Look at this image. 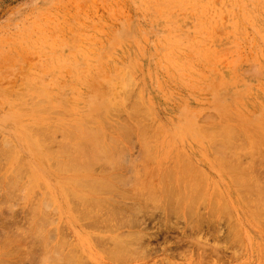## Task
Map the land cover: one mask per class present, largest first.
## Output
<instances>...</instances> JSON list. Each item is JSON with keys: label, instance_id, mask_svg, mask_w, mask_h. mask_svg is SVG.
<instances>
[{"label": "rangeland", "instance_id": "rangeland-1", "mask_svg": "<svg viewBox=\"0 0 264 264\" xmlns=\"http://www.w3.org/2000/svg\"><path fill=\"white\" fill-rule=\"evenodd\" d=\"M209 121H213V126ZM214 121L219 125L217 126ZM107 122L111 124L110 127L107 126L109 132L105 130ZM137 122L142 125L138 126ZM121 125L125 126L124 131ZM226 125L236 126L234 130L236 129L238 135L240 133L239 137L235 133L236 141L233 140L235 138L232 134L233 128L232 132L229 131V127L227 131L223 130ZM73 126L75 128L77 126V131L72 128ZM118 126L122 131L117 130ZM78 127L81 128L79 130L83 134V139L89 134V129L93 130V133L95 128H99L102 138L100 136L98 139H102V147L106 151L108 146L106 151L108 156L112 155L115 164L116 161L121 163L123 161L121 166L118 162V168H114L117 165L112 166L115 170H112V164L108 166L111 167L110 171L103 169V166L104 168L106 166L104 158L109 157H102L104 161L98 155L92 158L97 152L91 148L95 154L89 155L91 150H87L86 156L95 159L96 162L92 163L98 165L96 164L95 168L93 166V170L88 169L86 171L88 173L82 172V169L77 173L78 170L74 165L81 163L77 159L78 163L74 165L69 161L77 155L70 152L74 148L78 149L79 141L74 139L80 136ZM140 127L142 130L145 128L147 137L145 135L141 137ZM256 129L258 131H255ZM67 130L71 134L69 131L67 133ZM204 130L211 133H206L208 138ZM36 132L45 136L41 134L42 136L38 137L35 135ZM217 132L220 135L224 134L228 141H234L235 144L237 142L239 145L235 146L238 148L240 146L241 149L239 154L243 151L246 153L253 151V158L248 153L241 157L237 152L238 155L235 154L234 158H238L241 162H236L234 158L232 161L243 166L249 165L246 166L247 171L248 168L250 170L253 168L252 171L257 173L259 180H262L261 187H264V0H0V264H59L60 262L62 264L61 260L56 259L59 252L55 255L53 251L57 240L65 252H62L60 246L55 249L61 250L63 257L67 249V253H71L74 249L78 250L74 264H82L81 261L85 258L88 264H264V206L262 210L260 207L263 204H259L260 207L257 208L254 203L257 202L256 195L264 192V188L262 187L263 191L258 193L260 191L257 189L261 190V187L257 188V183L260 182L257 180L256 186L253 181L252 192L255 193H252L253 196L250 194L252 186L249 188L248 182L245 185L240 181V186L248 187L250 192L248 194L256 199H249L248 194L249 197L246 196L248 198L242 196L246 195L247 188L245 187V190L236 185L240 183L237 176L244 179L257 176L250 174L251 171L246 172L245 167L238 168L239 165H234L232 168L231 160H229L231 163L228 162L229 169L228 166L227 169L225 168L222 158L218 156L219 149L224 148L221 144H224L226 149L234 143L229 142L230 145L226 146L224 135L220 136ZM45 133L48 135L52 133L50 134L52 137H49L53 138V141L49 140ZM212 134H216L212 138L218 135V139L215 140L224 141L218 147V155L217 151L215 152L217 147L214 146L215 149L211 147L215 142L214 139V141L210 140L209 135ZM95 135L97 139L100 134ZM231 135L233 138L230 139ZM88 136L89 139L93 135ZM45 140L46 142L43 143ZM7 142H11V146ZM110 142L113 145L121 142L122 145L118 143L113 147ZM217 143L215 144L219 146V141ZM104 144L108 145L105 147ZM110 144L114 149L112 152ZM235 146L232 147L238 151ZM232 147L226 149L228 152L224 156L228 159L232 157L228 156V153L232 154L234 151ZM5 148L11 152L10 154L7 152L9 157L4 160L7 155L4 152ZM64 149L70 150L69 155ZM62 152L67 156L64 154L63 156ZM2 153L5 156H1ZM226 157L223 158L228 161ZM51 160L55 161V165ZM97 160H102L104 165ZM146 160L149 161L147 165ZM226 160L224 161L227 162ZM250 161L255 163V171L254 166L250 167L252 165ZM143 162L146 163L141 164ZM175 164L179 167L177 170ZM192 164L194 167L190 168ZM53 165L55 167L58 165V169ZM68 165H73L71 167L76 168V173L74 169H69ZM235 166L238 174L234 169ZM60 168L62 172H59ZM94 169L95 173L92 172ZM154 169L158 172L156 173ZM189 169L193 170L190 172ZM165 170L170 174L173 172L174 177L178 172L183 176L184 183L180 184L183 185L182 188L179 187L178 182L181 179L178 175L174 178L173 185L169 182L172 181L169 179L171 176L169 178L165 176V179L162 177V174L163 176L168 174ZM243 170L248 174L244 175ZM183 171L187 173V177L184 176ZM193 173H197L195 175L198 179L192 175ZM133 175L134 178L137 177L135 175L145 176V180H142L144 178L140 180L143 182L147 180V183H151L149 179L153 177L155 181L152 185L157 184L159 190L157 194L158 190L154 188L157 190L156 196L159 195L155 200L161 199L156 202L159 204H162L166 190L169 191L173 187L178 190L181 188L180 192H184L183 194L187 196L186 200L184 195H181L186 203L181 196L179 197L181 200L175 202L179 205L182 203L180 206L183 213L178 208L179 205L173 204L177 208L170 206L165 200L163 204L167 203L168 208H174V212L179 210L178 213L181 212V215L175 214L176 216L173 217L174 212L171 211V217L168 216L169 209L163 204L161 207L155 206L158 207L157 209L154 207V210L151 208L146 211V206L150 204H146L143 208L145 204L141 202L142 198H135L138 196L135 192L139 194L145 189H141L138 185V189L134 190L137 187L133 185ZM200 175L203 176V180ZM18 176L23 180H18L20 179ZM184 178H188L186 179L189 182L188 191L185 189ZM235 178L238 180H234ZM136 179L139 181L138 177ZM162 179L173 187L161 184ZM195 179L199 180L198 186L201 180L203 183L207 182L199 186L201 190L204 189V193L203 191L197 193H202L200 196L205 195V197H201L204 200L198 198V202L196 197L190 199L191 193L195 191H193L195 185L191 190ZM30 180L32 182L28 184ZM89 180H96V184L99 181L108 182V186L112 185V187L108 189L107 184L103 186L99 183V187H106V190L110 191L107 193L97 186L103 192L96 193L98 189L94 186L95 183L92 182L94 189ZM84 181L90 183L83 184ZM142 181H139V184H144L143 186L151 190L150 187L153 186H150V183V185L141 184ZM76 184L79 187L89 185L95 193L91 188L87 190L88 186L84 189L83 186L79 188ZM163 184L166 186V190L163 189L165 192H162ZM199 187L195 189L198 190ZM200 189L198 191H201ZM240 189L244 190L243 193H240ZM214 192L217 194L215 196H218L214 197L218 199V211H216L218 213L215 212L217 208H213L215 205L212 200L216 201L212 199ZM146 193L147 191L142 194L145 196ZM149 193L152 195H148L150 199L152 197V200L149 199L152 202L155 196L152 192ZM261 195L264 197L263 194ZM35 197L41 198L38 201ZM80 197L88 200L86 202L90 205L86 203V206L92 207L90 209L97 215L102 209L106 211L105 208L109 205L113 212L119 213L118 210H121L126 212V215L131 213L129 209H133L130 205L136 206L133 212L136 209L145 212L143 214L142 211L137 210L135 215L129 213L130 222H134L130 224L127 222L128 217L125 216L126 222L130 225L127 223L124 225L122 220L125 217L120 211L118 216L120 218L121 215L123 216L121 220L123 224L118 225L120 228L112 224V220L116 218L109 214L112 219L109 218L108 225L113 226L108 229L109 226L101 222L107 228L104 231L100 221L102 218H104L102 221H105L106 214L112 211H103L104 215L101 212L103 216L98 215L100 218L90 213L92 219L86 220L90 209L88 208L89 211L84 213L86 211L79 205L80 208L77 207L76 211L81 209L83 213H76L74 207L78 206L79 201L74 202L77 205H72L73 201H70ZM46 198L48 202H52V207L50 203L47 205L45 200H42ZM259 198L258 201L262 199L261 202H264L263 198ZM51 199L52 201H49ZM91 199H95L97 205L101 206L100 211H96L97 205ZM98 200L106 203L104 207ZM193 201L196 204L195 209L191 207L194 214L187 216L185 211L188 212L189 209H185L192 206ZM83 202L85 205V201ZM121 202L126 203V207ZM43 203L50 208H45ZM127 204L130 206L128 210ZM136 204H139V207ZM33 205L38 207L37 211L34 210L37 214H32ZM114 205L121 207L112 209ZM42 206L44 210L49 209L46 210L49 221L52 220L54 223L56 221L55 224L50 225L48 220L42 219L47 217V214L43 213ZM29 207L32 209L30 210ZM255 209H259L260 213ZM136 213L140 215L136 217ZM192 213L189 211V214ZM81 214L86 215L81 216ZM32 216L36 219L33 220L35 217ZM39 218L47 221V224L43 221L40 223L39 228H46L45 232L40 231L41 234L37 233L39 231L35 224ZM94 220L100 223L103 229H99V225ZM118 220L120 219H117V223ZM29 226L31 227L27 233ZM117 227L119 230L116 231ZM50 230L51 236L48 237L51 238L48 239L52 242L45 246ZM35 231L38 236L45 234L43 237L45 241L42 239L44 247L39 240L41 236L37 237L38 240L34 239L35 235L32 236ZM120 232L131 237L126 239L123 234L124 237H116L121 234ZM137 232L146 236L148 244L144 243L146 239L143 236L139 237L138 234L137 238L136 234L137 242L131 241L140 247L136 250V246L129 248V245L123 241L135 240L134 233ZM17 234L25 235L20 239ZM12 235H17L20 243H12L18 241L13 238L11 242ZM105 238H109L108 242L110 240L113 244L105 243L107 242L104 241ZM102 239L109 248L114 247L115 253L120 247V251L122 248L126 253V250L128 252L132 249L134 254L131 251L132 255L127 257L126 254L127 259L123 258L125 262L122 258V261L118 258L121 262L117 260L116 262L115 253L111 252L114 249L111 248L110 251L104 244L103 247L106 249L100 246ZM138 239L143 241L142 247L143 243L141 240H139L141 244L138 243ZM66 240L68 244L73 243L68 245ZM6 241L13 244L14 251L17 249L16 246L21 247L20 250L18 249L19 252L13 251L12 257L7 255L12 252L13 249L10 248L13 246L11 243V246H8ZM64 242L67 244L66 248ZM96 242L99 243L98 249ZM69 246L70 248H67ZM123 246L124 249L127 248L125 251ZM39 248H45L48 252L52 249L50 254L46 250L44 253L49 254L50 258L56 257L57 261L54 258L48 260L50 258L47 259V255L44 257L43 250ZM106 250L112 253L113 258L110 259V255L106 256L108 252L106 255L103 254ZM75 251L72 254H75ZM137 252L141 254H136ZM118 254L116 253L115 257H123V254L119 256ZM65 258L67 263L63 262L64 264L73 263L71 259L69 260L71 263L68 262L67 255Z\"/></svg>", "mask_w": 264, "mask_h": 264}, {"label": "bare ground", "instance_id": "bare-ground-1", "mask_svg": "<svg viewBox=\"0 0 264 264\" xmlns=\"http://www.w3.org/2000/svg\"><path fill=\"white\" fill-rule=\"evenodd\" d=\"M129 81H130V80H129ZM31 107H33V106H31ZM104 122H105V121H104ZM104 122H102V123L105 124ZM212 122H213V121H212ZM212 122L209 121V123H211V125H212ZM214 122L216 123V121H214ZM107 123H108V122H107ZM137 123H138V126H141V125H142V123H140V124H139V122H137ZM109 124H110V123H108V125H106V127H105V130H106L107 132L110 131V130L107 129L108 127H110ZM216 124H217V126L219 125L218 123H216ZM216 124H215V125H216ZM220 124H221V123H220ZM110 125H111V124H110ZM114 125H115V124H114ZM215 125H214V126H215ZM107 126H108V127H107ZM121 126L123 127V125H121ZM212 126H213V125H212ZM217 126H216V127H217ZM222 126H223V125H222ZM222 126H221V127H222ZM230 126H231V125H230ZM230 126H227V125L224 126V127H223L224 129H223V130H224V131H227V128L229 127V131L232 132L231 129L233 128V130H234V128H235L236 126H235V127H234V126H233V127H232V126L230 127ZM115 127H116V126H115ZM118 127H119V126H118ZM31 128H32V127H31ZM72 128H73V129H76V131H77V126H76V128H75V126H73ZM72 128H71V130H73ZM88 128H89V127H88ZM120 128H121V127H119L117 130H119ZM140 128H141V127H140ZM205 128H206V127H205ZM217 128H218V127H217ZM79 129H81V128L78 127V130H79ZM109 129H110V128H109ZM121 129H122V128H121ZM121 129H120V130H121ZM144 129H145V128H144ZM144 129H143V130H144ZM208 129H210V128H208ZM212 129H213V128H212ZM237 129H238V130H237V132H238V131H239V128L237 127ZM44 130H45V129H44ZM53 130H54V129H52L51 131L53 132ZM64 130H65V129H64ZM89 130H90L91 133L89 132V134H86V135H87V136H88V135H89V136H90V135H91V136L93 135L92 137H90L91 139H90V138L88 139L87 136L85 137L86 139H85V138L83 139V138H82V135H83V134H81V132H80L81 130H79V132H80V136H77L78 139H77L76 137L74 138V139H76V141H79V143L76 142V143L78 144V149L76 148L77 150L74 148L75 150L73 149V151L70 152V150L67 151L66 149H64V150H65V153L67 152V154H68V152H70L71 154H72V152H73V153H77V155H75L74 158H72L71 161H69L70 164L72 163L73 165L76 164L77 160L81 163V164H78V165H77V166H79V167H77L76 165H74V166L77 168V170H78L77 173L81 172V171H79V170H81V169L83 170L82 172H86V171H88V169H89V170H93L92 167L94 166V168H95V165H96L97 163H95V164L93 165L92 162H96V161H94L95 159L92 160V158H95L96 155L101 156L100 159H101L102 157H107V156L109 155V154L106 152V151H108L107 148H109V147L107 146L108 144H107V145L104 144L105 147L107 146V147H106V151H105V150H104V147H102V145H103V144H102L103 142H101L102 139H101V140L98 139V138L101 136V130H99V128H97V129L95 128L94 132H96V133H94V132L92 133L93 130H91V129H89ZM120 130H119V131H120ZM124 130H125V126L123 127V131H124ZM141 130H142V128L139 130V132H140ZM143 130L141 131V137H142L143 135L146 136V134H145V130H144V131H143ZM223 130H222V131H223ZM235 130H236V129H235ZM235 130H234V133L232 132V134H234V136H235V133H236ZM261 130H262V128H261ZM65 131H66V130H65ZM68 131H69V130H67V133H68ZM97 131H98V133H97ZM119 131H118V132H119ZM121 131H122V130H121ZM204 131H205V130H204ZM204 131H203V132H204ZM210 131H213V130L210 129ZM210 131H209V132H210ZM216 131L219 132V130H217V129H216ZM220 131H221V129H220ZM224 131H223V132H224ZM255 131H258V129H256ZM37 132H38V130H37ZM37 132H36L35 135H37L38 137H39V135H40V136L44 135L43 133H41L42 135H41L40 133L37 134ZM85 132H86V130L84 131V133H85ZM99 132H100V133H99ZM112 132H113V131H112ZM142 132H144V134H143ZM218 132H217V134H219ZM105 133H106V132H105ZM113 133H114V132H113ZM113 133H112V134H113ZM119 133H123V132H119ZM204 133H205L206 138H208V137H207L208 134H211V133H208L207 131H205ZM206 133H208V134H206ZM212 133H215V132H212ZM220 133L222 134V132H220ZM45 134H47V133H45ZM50 134L52 135V133H49V135L47 134L48 137L51 136ZM64 134H66V133H64ZM69 134H71L70 131H69ZM95 134H96V135H95ZM97 134H98V135L100 134V135H99L98 137H96L97 139H95L94 135L97 136ZM109 134H111V132H110ZM114 134H115V133H114ZM229 134H230V133H229ZM236 134H237V133H236ZM47 135H46V137H47ZM66 135H67V134H66ZM84 135H85V134H84ZM214 135L216 136V134H214ZM214 135H213V134H212V135H209V137H211L210 140L214 141L215 139H218V138H217L218 135H217V137L212 138ZM219 135H220V134H219ZM222 135H224V134H222ZM222 135H220V136H222ZM226 135H227V134H226ZM237 135H238V134H237ZM44 136H45V135H44ZM72 136H74V135H72ZM89 136H88V137H89ZM105 136H106V135H105ZM105 136H103V137L105 138ZM107 136H108V135H107ZM107 136H106V137H107ZM115 136H117V135H115ZM227 136H228V135H227ZM239 136H240V133H239V135H238L237 137H239ZM51 137H52V136H51ZM65 137H66V136H65ZM146 137H147V136H146ZM224 137H225V135H224ZM231 137L233 138L232 135L230 136V139H231ZM237 137L235 136V138H233V140L235 139V141H236ZM71 138L73 139V137H71ZM81 138H82V139H81ZM100 138H102V136H101ZM109 138H111V137H109ZM113 138H114V137H113ZM219 138H220V137H219ZM222 138H223V137H222ZM46 139H47V138H46ZM48 139H49V140L52 139V141H53V138L50 139V137H49ZM143 139H144V138H143ZM143 139H142V140H143ZM213 139H214V140H213ZM225 139H226V137L223 138V140H225ZM49 140H48V141H49ZM69 140H70V139H69ZM110 140H111V139H110ZM115 140L117 141V139H115ZM144 140H145V139H144ZM147 140H148V139H147ZM147 140H146V141H147ZM207 140H208V139H207ZM220 140H221V139H219V140H215V142L213 143V146H211L212 149H215V147H217L216 150H215V152L219 149L218 147H220V144L224 142L223 140H221L222 142H221ZM52 141H50V142H52ZM146 141H144V142H146ZM218 141H219V146L217 145V144H218V143H217ZM5 142H6V141H5ZM45 142H46V140H45L43 143H45ZM225 142H227V143H225L226 146L229 144V142H230V144H231L232 142L234 143V144H231L232 146L239 145V144H237V142H236V144H235L234 141L231 142V141H228L227 139H226ZM7 143H8V145H10L11 142H10V143L7 142ZM41 143H42V142H41ZM110 143L113 145L112 142H110ZM118 143L121 144V142H117V143H115V145L117 146ZM215 143H217V144H215ZM50 144H52V143H50ZM64 144H65V143H64ZM70 144H71V143H70ZM111 144H110V146H111ZM120 144H119V148L121 149ZM210 144H211V143H210ZM214 144H215V145H214ZM230 144H229V145H230ZM4 145H7V144H4ZM46 145H47V144H46ZM68 145H69V142H68ZM115 145H113V147H114ZM121 145H122V144H121ZM216 145H217V146H216ZM231 145L228 146V147L231 148V147H232ZM10 146H11V145H10ZM62 146H63V144H62ZM214 146H215V147H214ZM222 146H224L223 149H225V145H224V144H223V145L221 144V147H222ZM228 147H227V148H228ZM235 147L238 149V151H235V149L232 147V149H234V151H233L234 154H233V153H232V154H229V153H228V156H229V155L232 156L231 158L229 157V159H228L226 156H224V155L228 152V150H226L227 148L225 149V151H224L223 149L221 150V148L219 149V150L222 151L223 153H221V152L218 150L219 153H220L221 155L218 153V151L216 152V154H217V153L219 154V155H218V154H217V155L220 156V159L222 158L221 160H223V161L226 160V159H224L223 157H226V158L228 159V161L226 160L227 162H225V161L223 162V161H222V163H223V165L225 166L226 169H227L226 166H228V162H230L229 160H231V162H232V163L230 162L232 168H233L234 165H239V164H240L239 162H241V160L239 161L238 158H236V159L234 158V155L237 154V152H238V154H239V150H241V149H240V146H239V148H238V146H235ZM91 148H93L94 150H93V149H92V150H93V151H96L98 154H97V153H96V154L93 153V151L91 150ZM110 148H111V152H112V150L114 151V149L112 148V146H111ZM241 148H243V147H241ZM8 149H10V148H8ZM44 149L47 150L48 147H47V149H46V148H44ZM12 150H13V149H12ZM71 150H72V149H71ZM87 150H88V151L91 150V151H89L90 153H88ZM58 151H62V150H58ZM4 152H6V154H7L6 156H5V154H3ZM4 152L2 153L3 155L1 154V156H5V158H4V160H5L6 157H9L8 153L10 154L11 150L7 151L6 148H5ZM7 152H8V153H7ZM117 152H118V151H117ZM230 152H231V149H230ZM235 152H236V153H235ZM65 153L62 152V155L64 154V155L67 156V154H65ZM87 153H88L89 155H91L92 153H93V155H94V154H95V155H94V156L92 155L93 157H92V158H89V156H88V157L86 156V155H88ZM120 153H122V152H120ZM245 153H246V152L243 151V153L241 152V153L239 154V156L241 155V157H243V156L247 155V153H248V155L251 154V156H252L251 158L254 157L253 151H252V152H251V151H250V152H247L246 154H245ZM254 153H256V152H254ZM83 154H85V155H83ZM111 154H112V153H111ZM111 154H110V155H111ZM114 154H115V153H114ZM238 154H237V155H238ZM64 155H63V156H64ZM68 155H69V154H68ZM73 155H74V154H73ZM143 155H144V154H142V156H143ZM182 155H183V154L181 153V156H182ZM237 155H236V156H237ZM255 155H256V154H255ZM113 156H115V155H113ZM116 156H118V154H117ZM121 156H122V155H121ZM144 156H145V155H144ZM181 156H180V157H181ZM221 156H222V157H221ZM236 156H235V157H236ZM108 157H109V156H108ZM147 157H148V156H147ZM182 158H183V156H182ZM233 158L235 159L236 162L239 161V162H238L239 164H237L236 162H234V163H235V164H234V163H233V161H234ZM1 159H3V158L1 157ZM66 159H67V158H66ZM76 159H77V160H76ZM118 159H119V158H118ZM102 160H103V158H102ZM102 160H97V162H98V163L101 162L102 165L105 164L107 167L105 166V168H104V166H103V169H108V170H109L113 165H117V166H114V168H115V167L118 168V167L121 166V164L123 163V161H122V163H121V161H120V162H119V161H116V164H115V163H114V160H112V155H111V157H109V158H107V159L104 158V160H105L106 163L103 164V161H104V160H103V161H102ZM120 160H121V159H120ZM232 160H233V161H232ZM251 160H252V159H251ZM6 161H7V160H6ZM51 161H53L52 163L55 165V163H54L55 161H54V160H51ZM144 161H145V160H144ZM252 161H253V160H252ZM252 161H250V162L252 163V165H250V167L252 168V166H254V171H255V170H256V169H255V165H254L255 163H253ZM118 162L120 163L119 166H118V164H117ZM146 162H148V163H146ZM146 162H145L146 165L149 164V161L146 160ZM185 162H186V161H185ZM250 162H249V163H250ZM77 163H78V162H77ZM91 163H92V164H91ZM107 163H108V165H107ZM145 163L143 162V163H141V164H145ZM225 163H227V164L225 165ZM251 163H250V164H251ZM56 164H57V161H56ZM61 164H62V163H61ZM101 164H100V165H101ZM111 164H112V165H111ZM232 164H233V165H232ZM54 165H53V166H54ZM65 165H66V163H65ZM73 165H68V167H69V169H70V168H71L72 170L74 169V173H76V168H75V167H74V168L71 167V166H73ZM80 165L83 166L84 168L81 167ZM97 165H98V164H97ZM102 165H101V166H102ZM110 165H111V167L108 168V166H110ZM146 165H145V166H146ZM175 165L177 166V167L175 166V167H176V170H177V168H179V167H178L177 164H175ZM179 165H180V164H179ZM229 165H230V164H229ZM90 166H91V167H90ZM171 166H172V165H171ZM171 166H168V168H171ZM185 166H186V165H185ZM239 166H240V167H238V168H240V169H242V167H243V168L245 167L244 169H245L246 172L251 171V172H249V173H250V174H251V173L254 174V176H255V174H256L257 177H253V178H254V180H253V178L250 179L249 177H246L245 179H244V178H240V176L238 175L237 177H239V180H238L237 178H235L234 180H238V182L241 181L242 184H243V183L245 184V183L248 182L247 185H250V186H248L249 188H250L253 184L257 183V182H256L257 180H258V182L262 181V180H259L260 178H258L259 176L257 175V173H255V172L252 171L253 168H252L251 170H250V168H248L249 170L247 171V167H249V165H245V166H243V165H239ZM246 166H247V167H246ZM54 167H55V166H54ZM193 167H194V165L192 164V166H190V168H193ZM236 167H237V166L234 167L235 170H236ZM55 168L58 169V165H56ZM78 168H79V169H78ZM86 168H87V169H86ZM116 168H115V169H116ZM230 168H231V167H230ZM232 168H231V169H232ZM238 168H237V169H238ZM256 168H257V167H256ZM67 169H68V168H67ZM84 169H85V170H84ZM115 169H113V167H112V170H115ZM166 169H167V167H166ZM181 169H183L182 166H181ZM187 169H188V168H187ZM228 169H229V166H228ZM240 169H239V171H240ZM60 170H61V168H60ZM110 170H111V169H110ZM110 170H109V171H110ZM154 170H155V169H154ZM156 170H157V169H156ZM156 170H155V172L157 173L158 171H156ZM184 170L186 171V169H184ZM191 170H193V169H189L190 172H191ZM232 170H233V169H232ZM232 170H231V171H232ZM235 170H234V171H235ZM56 171L58 172L59 170H56ZM62 171H63V170H61V171H59V172H62ZM69 171H70V170H69ZM168 171H169V170H168ZM170 171H171V169H170ZM185 171H183L182 173L185 174V175H184L185 177H187V173H186L187 171H186V172H185ZM196 171H197V170H196ZM14 172H15V171H14ZM67 172H68V171H67ZM72 172H73V171H71V173H72ZM90 172H91V171H90ZM92 172L95 173V169H94V171H92ZM165 172H167V171L165 170ZM190 172H188V173H190ZM236 172H237V170H236ZM246 172H244V170H243V174L245 173L244 175H247V174H248V173H246ZM16 173H17V172H16ZM68 173H69V172H68ZM86 173H88V172H86ZM156 173H155V174H156ZM167 173H168V174H167ZM167 173H166V174H167L168 176H167V175H164V176H163V174H162V172H161L162 177H164V179H165V176L168 177V178H169V176H171V178H169V179L172 180V181H169L168 179H167V180H168L169 182H171L172 185H173V183H174V181H175L174 178H175L177 175H178L179 178L181 179V180H180L179 178H177V180H180V181L178 182L179 185L184 183V182H183L184 180L182 181L183 176H180V175H179V174H180L179 172L177 173V175H175V177H174V175L172 174L173 172H171V174H172L173 176H172L169 172H167ZM238 173H239V172H237V174H238ZM240 173H241V171H240ZM17 174H18V173H17ZM138 174H139V173H138ZM152 174H154V171L152 172ZM161 174H160V176H161ZM195 174H197V173H193L192 175H195ZM15 175H16V174H15ZM181 175H182V174H181ZM189 175H190V174H189ZM198 175H199V174H198ZM136 176L139 178V181L145 180V176L140 175V177H139L138 175H135V177H136ZM196 176H197V175H195V177H196ZM200 176H201V175H200ZM137 177H136V178H137ZM162 177H160V180H161ZM172 177H173V178H172ZM188 177H189V176H188ZM191 177H192V176H191ZM201 177H202L201 179L203 180V176H201ZM18 178H20V176H18ZM136 178H134V175H133V177H132V179L134 180V184H133V185H135V187H137V186L139 185V186H141V187H140L141 189H142V188L145 189V190L143 189L144 191L141 190L142 192H140V190H139V192H140L139 194H142L143 192L147 191V193H146V194H147V198H145V199H144V197H146V194H145V196H144L143 194L139 196V194H137V193L134 191L135 194H136V196L138 195V196L135 197V198H137V199H141V198H142V199H143V200L141 199V202H143L145 205L142 206V203H141V206H142L143 208H145L144 206H146V204L149 203V204L151 205V203L154 201V202L152 203V206H151L150 208L148 207V206H150V205L146 206V211H147V210L149 211V210H151V208L153 209L155 206H158V205H159L158 207H161V205L164 203V200H165V202L167 201V203H170V204H168V205H170V206L172 205V206L174 207V206L177 204V203H176L177 201L183 199V197H182L181 195H184V194H183L184 192H182V193L180 192V191H181V188H182L183 185H180V186L178 185L179 187H181L180 190H178V189L174 188V187L171 185V183H169V184L173 187V189L171 188V190L167 191L166 188H165L166 186H164V184L167 185V187H168L169 185H168V183L166 184V183L164 182V181H165L164 179H162L163 182L161 181V184L164 183L163 185H161V186H162V190H163V189L166 190V192H165L164 190L162 191V192H165V193H164L165 195H164L163 193H162V195H164L165 198L163 197L164 200H162L163 202L161 201L162 204L156 203L158 199H159V200H161V199L158 198L157 200H155V198H157V196H159V195L156 196V192H155V191L158 190V188H157V186H156L157 184L155 185L156 187H155L154 185H152L153 181H155V180L153 179V177H151V178L149 179L150 181H152L151 183H150V182L147 183V180L144 181V182H143V181L141 182V184H142V183H146L147 185H150V184H151L150 186H153V187H150L151 190L148 189L149 187L146 188V186H143L144 184H143V185H140V184H139L140 182H139ZM142 178H144V179H142ZM196 178H197V177H196ZM247 178H249V181H247ZM257 178H258V179H257ZM140 179H142V180H140ZM184 179H185V178H184ZM186 179H188V178H186ZM186 179H185V181H186ZM197 179H198V178H197ZM197 179H195V181L193 182L194 184L191 186V187H192L191 190H192L194 187L196 188V187L201 186V185H200L201 183H202V184H205V182H206V181H204V183H203L202 180H201V181H200L201 183H200L199 186H198L197 183L199 182V180L197 181ZM241 179H243L244 181L241 180ZM18 180L22 181L23 179L20 178V179H18ZM135 180H137V183H135V182H136ZM167 180H166V181H167ZM173 180H174V181H173ZM193 180H194V177H193ZM89 181H90V180H89ZM89 181H88V182H87V181H86V182L84 181L83 184H85V183H86V184H87V183L89 184V183L91 182L90 185H92V184H93L92 182H94L95 185H94V184H93V185L96 186V188H97V186L99 185V183H100V185L103 184V186H104V184L106 185V184L108 183V182H107V183H103V181H102V182L99 181V183L96 184V180H95V181L93 180V181H90V182H89ZM168 181H167V182H168ZM196 181H197V182H196ZM253 181H255V182H253ZM25 182H26V181H25ZM31 182H32V180H30V182H28V184L31 183ZM105 182H106V181H105ZM121 182H122V181H121ZM182 182H183V183H182ZM234 182H235V184H236V181H234ZM241 182H240L239 184L237 183L236 185H239V186H240V185H241ZM252 182H253V184H252ZM149 183H150V184H149ZM154 183H155V182H154ZM159 183H160V181H159ZM188 183H189V182H188V180H187L186 183H185V187H186L185 189H187V185H188ZM190 183H191V182H190ZM195 183H196V184H195ZM206 183H207V182H206ZM263 183H264V182H263ZM109 184H110V183H109ZM120 184H121V183H120ZM174 184H175V183H174ZM259 184H260V185H259ZM259 184L257 183L258 186L255 184V185L257 186V188H260V187H261L262 182H260ZM93 185H92V187L94 188ZM176 185H177V184H176ZM194 185H195V186H194ZM245 185H246V184H245ZM255 185H254V186H255ZM33 186H34V185H33ZM76 186L79 187L77 184H76ZM82 186H83L84 189L86 188V186H88L86 189L88 190V189L91 188V191H92L93 193H95V192H96V193H102V192H103L101 189H98V188H103L104 190H106V187H101V186L99 187V186H98V188H97V189H98V192H97V191L94 192V190H92V187H89V185H85V186H84V185H80L81 188H82ZM171 186H169V187H171ZM193 186H194V187H193ZM239 186H238V187H239ZM242 186H243V185H242ZM256 186H255V187H256ZM259 186H260V187H259ZM25 187H26V186H25ZM80 187H79V188H80ZM107 187H108V189H110V188L112 187V185H109V186H108V184H107ZM135 187H134V188H135ZM163 187H164V188H163ZM188 187H189V185H188ZM240 187H241V186H240ZM245 187H246V186L241 187V188L243 189V188H245ZM248 187H246L247 190H246V188H245V190H246V191H245V194H246V195H244V194L242 195L243 197L245 196V198H248V197L250 196V194L253 193L252 190H254V187L252 186L253 189L251 188V191H250L251 193H250ZM262 187H263V186H262ZM262 187L260 188L261 190H259V189L256 188L257 191H260V192H258V193H261V192L263 191ZM23 188H24V187H23ZM26 188H28V185H27ZM140 188H139V189H140ZM154 188H157V190H156V189L154 190ZM159 188H160V187H159ZM195 188L193 189V191L195 190V191H196V194H198L199 192H202V191H203L202 193H204V189L201 190V189H200L201 187L198 188V190L200 189L201 191H198V190H196ZM263 188H264V187H263ZM32 189H33V188H32ZM94 189H95V188H94ZM97 189H96V190H97ZM108 189L106 190L107 193H108V191H110V190H108ZM137 189H138V187H137L136 189H134V190H137ZM147 189H148V190H147ZM160 189H161V188H160ZM24 190H25V189H24ZM188 190H189V188L187 189V191H188ZM26 191H27V190H26ZM65 191H66V190H65ZM67 191L69 192V190H67ZM89 191H90V190H89ZM91 191H90V192H91ZM148 191H149V192H152V194H154L153 196H155V197L153 198V201H152V202L150 201V200H152V197H151V199H150V197H148V195H149V196L151 195ZM182 191H183V190H182ZM195 191H194V192L191 191V192H192L191 195H190L191 197L188 195V197H190V199H191V198L194 199L193 197H196V201H197L198 198H199V200H200V199H202V198L205 197V195H203L204 197H203V196H200L202 193L197 195V196H199V197L195 196V195H196V194H195ZM238 191H239V190H238ZM240 191H241L240 193H243L244 190L242 191V190L240 189ZM247 191H248V192H247ZM24 192H25V191H24ZM104 192H105V191H104ZM197 192H198V193H197ZM207 192H208V191H207ZM207 192H206V194H207ZM255 192H256V191H255ZM46 193H48V192L46 191ZM69 193H70V192H69ZM71 193H72V192H71ZM105 193H106V192H105ZM187 193H188V192H187ZM248 193H250V194H248ZM157 194H159V190H158ZM193 194H194V196H192ZM215 194H216L215 192H214V194H212V199H214V197H216ZM247 194H248L249 196H248ZM253 194H255V193H253ZM253 194H252V195H253ZM256 194H257V192H256ZM261 194H263V196H264V192H262ZM261 194H259L260 196H259L258 194L256 195V197H257V202H260V203H257V202H255V201H254V203H256V207H257V208L260 207L259 204H260V205L263 204L262 207H260V208L262 209L263 206H264V202H261V201H263L262 199H261V201H258V199H260L259 197H261V198L264 199V197H262ZM25 195H26V194H25ZM186 195H187V194H186ZM216 195H217V194H216ZM252 195L250 196L249 199H252V198H255V199H256V197H252ZM34 196H35V194H34ZM34 196H33V197H34ZM67 196L69 197L70 195H67ZM73 196H75V195H73ZM142 196H143V197H142ZM151 196H152V195H151ZM160 196H161V194H160ZM180 196L182 197L181 199H179ZM206 196H207V195H206ZM246 196H248V197H246ZM253 196H254V195H253ZM258 196H259V197H258ZM125 197H126V196H125ZM201 197H202V198H201ZM217 197H218V196H217ZM217 197H216V198H217ZM35 198H37V197H35ZM35 198H34V199H35ZM40 198H41V197H38L37 200H38V199L40 200ZM184 198L187 200V196L184 195ZM206 198H207V197H206ZM216 198H215V199H216ZM73 199H74V198H73ZM73 199H72V200L69 199L70 201H73V202H72V205H77V203H78L77 201H79V203H80V204L78 203V206H75V207H74V208H75L74 211H75L76 213H79V214H80V213H83V211H81V209L84 210V211H86V212H84V213H87V212L89 211V209L92 208V207L89 206L90 204H89L88 202H86L87 199L83 200L84 198H82V197H80V199H74V200H73ZM137 199H136V200H137ZM149 199H150V200H149ZM175 199H177V200H175ZM178 199H179V200H178ZM215 199H214V200H215ZM255 199H253V200H255ZM35 200H36V199H35ZM39 200H38V201H39ZM42 200H43V201L45 200V204H47V205L50 203V202H48V198H46V199H42ZM81 200L85 201V205L83 204L84 202L81 201ZM94 200H95V199H91V201L94 202V204L97 205L96 201H94ZM109 200H110V198H109ZM145 200H146V201H145ZM148 200H149L150 202H148ZM183 200H184V199H183ZM186 200H184L185 203H186ZM202 200H204V199H202ZM202 200H201V201H202ZM210 200H211V198H210ZM217 200H218V199H216L215 202L212 200V202L214 203V205H215L216 207H215L214 205H211V206H212V207L214 206L213 208H215V209L217 208V202H218ZM43 201H42V202H43ZM49 201H52V199L49 200ZM80 201L82 202V205H84L85 207L81 205V202H80ZM87 201H88V200H87ZM98 201H99V203L102 202V201H100V200H98ZM114 201H115V200H114ZM114 201H113V203H114ZM137 201H138V200H137ZM175 201H176V202H175ZM184 201H183V202H184ZM189 201H190V200H189ZM46 202H47V203H46ZM74 202H77V203H74ZM110 202H112V201H110ZM117 202H118V201H117ZM146 202H147V203H146ZM158 202H159V201H158ZM161 202H160V203H161ZM181 202H182V201H181ZM197 202H198V201H197ZM202 202H203V201H202ZM212 202H211V204H212ZM51 203H52V202H51ZM51 203H50V206L52 207L53 204L51 205ZM73 203H74V204H73ZM86 203L89 204V205H88L89 207L86 206V205H87ZM102 203H104V204H102ZM102 203H100V204L103 205V207H104V205H105L106 203H105L104 201H103ZM167 203H166V204H163V205H164V206L166 205V207H167V206H168ZM175 203H176V204H175ZM189 203H190V202H189ZM194 203H195V202L193 201V204H194ZM250 203L253 204V202H252L251 200H250ZM32 204H34V203L32 202ZM45 204L43 203L42 205H45ZM108 204H109V203H107V206H108ZM115 204H116V201H115ZM121 204L124 205V207H126V205H125L126 203L123 204V203L121 202ZM155 204H156V205H155ZM173 204H175V205H173ZM181 204H182V203H181ZM181 204H180V205H181ZM183 204H184V203H183ZM193 204H192V202H191V205H192V206H190L189 208H186L185 210H188V209H189V211L192 213L193 211H192V208H191V207L194 208V206L196 205V204H194V205H193ZM221 204H222V202H221ZM257 204H258V206H257ZM47 205H45V208H50V207L47 206ZM79 205L81 206V209H80L81 212H80V211H76L78 208H80ZM92 205H93V204H92ZM96 205H95V206H96ZM136 205H137V204H136ZM177 205H179V203H178ZM180 205L178 206V208H180V210H181V209H182V206H180ZM189 205H190V204H189ZM254 205H255V204H254ZM30 206H31V205H30ZM93 206H94V205H93ZM98 206H99L100 208H99ZM109 206H110V205H109ZM109 206H108V208H105L106 211H107V210H108V211L111 210V208H110L111 206H110V207H109ZM128 206H129V205L127 204V210L130 208V206H131V208H133V209H135V207H136V206L132 207L133 205H130L129 207H128ZM137 206L139 207V204H138ZM164 206H162L163 209H164ZM183 206H184V205H183ZM187 206H188V205H187ZM32 207H33V209H32ZM32 207H31V209H32L33 213H32V211H31V213H32V214H37V212H36V213H34V212L38 210V207L36 208V205H35V206L33 205ZM34 207H35V208H34ZM77 207H78V208H77ZM86 207H87V208H86ZM96 207H97V209H96L97 212L101 210V206H100L99 204H98ZM103 207H102V208H103ZM114 207H116V206L114 205V206L112 207V209H113ZM117 207L119 208V207H121V205H120V206H117ZM117 207H116V208H117ZM158 207H157V208H158ZM175 207H176V206H175ZM256 207L254 206V208H256ZM45 208H43V206H42V209H43V210H44ZM76 208H77V209H76ZM88 208H89V209H88ZM118 208H117V209H118ZM147 208H149V209H147ZM155 208H156V207H155ZM155 208H154V209H155ZM157 208H156V209H157ZM167 208H168V207H167ZM167 208H166V209H167ZM176 208H177V207H176ZM29 209H30V207H29ZM31 209H30V210H31ZM53 209H54V208H53ZM53 209H52V211H55V210H53ZM98 209H99V210H98ZM114 209H115V208H114ZM117 209H116V210H117ZM119 209H120V208H119ZM133 209H129V211H131V213H130L129 211H128V212H129L130 214L134 213V215H135V212H137V210H140V209H136V211L133 212ZM154 209H153V210H154ZM168 209H169V213H168V212H166V213H168V214H169L168 216H170V217H171L172 214H173V217L176 216L175 214H177V215L180 214V215H181L182 210H181L180 213H178L179 210H178V211L175 210V212H174V210H173L174 208H171V209H170V207H169ZM168 209H167V210H168ZM194 209H195V208H194ZM194 209H193V210H194ZM215 209H214V210H215ZM263 209H264V208H263ZM263 209H262V210H263ZM34 210H35V211H34ZM46 210H49V209H46ZM46 210H44L45 212L43 211V213H44V214L46 213V214H47L46 216H47L48 218H47V217H46V218L43 217L42 219H45V220H48V221H49V215H48V213H47ZM91 210H92V209H90V211L88 212V214H87V219H86V220H88V218H89V219L91 218L90 215L94 216L93 213L96 215L95 217H97L98 215H99V216L101 215L100 217H102V216L104 215L103 213L106 212L105 210L102 209V211H100L99 214L97 215L96 212H94L93 210H92V211H93V212H92ZM124 210H125V209H124ZM164 210H165V209H164ZM167 210H166V211H167ZM214 210H213V213H215L216 211H218V208L215 210V212H214ZM255 210H256L257 212L260 213L259 209H255ZM52 211H51V212H52ZM103 211H104V212H103ZM111 211H112V210H111ZM118 211H119V213H120L121 210H118ZM140 211H142V210H140ZM171 211H173L174 213H172V214L170 215ZM189 211H188V212L185 211V214H186L187 216H188V215L190 216V215H193V214H194V212H193L192 214H189ZM263 211H264V210H263ZM75 212H74V213H75ZM101 212H102L103 215L101 214ZM138 212H139V211H138ZM142 212H143V214H144L145 211L143 210ZM41 213H42V211H41ZM55 213L57 214V212H55ZM90 213H91V214H90ZM111 213H113V214H111ZM111 213L106 214V219H108V221H107L106 219H105V221H102V219L104 220V218H102L101 221H100V223H101V222H102V223L105 222L104 224H105V225H108V224L110 223L109 218L112 219L111 216H113V215H114L115 218H116V220H115L114 217H113V219H114L116 222H115L114 220H112L113 223L111 222L114 226H115V225H116V226L120 225V224L122 223V221H123V223H125L124 225H126L127 222H130V219H129V216H128L129 213H128V215H126V212L121 211V213H122V215H123L124 217H125V216L128 217V221L126 220V219H127L126 217L123 219V216H122L121 214H120V215H121V218H120V216H118L119 213H117V212H115V211H114V212L112 211ZM124 213H125V214H124ZM140 213H141V212H140ZM140 213H136V215H137L136 217H138V216L140 215ZM182 213H183V212H182ZM216 213H218V212H216ZM89 214H90V215H89ZM109 214H110L111 216H110ZM138 214H139V215H138ZM147 214H149V213H147ZM147 214H146V215H147ZM30 215H31V214H30ZM82 215H83V214H81V216H82ZM85 215H86V214H85ZM85 215H83V216H85ZM88 215H89L90 217H89ZM132 215H133V214H132ZM132 215H131V216H132ZM186 215H185V216H186ZM99 216H98V217H99ZM116 216L120 219V220H118V221H119L118 223H117V219H118V218H117ZM131 216H130V217H131ZM32 217L34 218L35 216H32ZM98 217H97V218H98ZM100 217H99V218H100ZM104 217H105V216H104ZM107 217H108V218H107ZM134 217H135V216H134ZM136 217H135V218H136ZM263 217H264V215H263ZM35 219H36V217H35L33 220H35ZM40 219H41V218H39V219L36 220L37 223L39 222L38 220H40ZM81 219H82V218H81ZM91 219H92V218H91ZM122 219H123V220H122ZM131 219H132V218H131ZM33 220H32V218H31V223H32ZM45 220H40V222H39V226H38V224L35 222V224H36V226H37L36 229H38V231H39V232H37V233H40V231H41V233H42L43 231L45 232L46 228L44 229V227H42L44 230H43L42 228H39V227L41 226L40 223H41L42 221L45 222ZM50 220H51V219H50ZM84 220H85V219H84ZM121 220H122V221H121ZM92 221H93V220H92ZM106 221H107V222H106ZM126 221H127V222H126ZM46 222H47V221H46ZM46 222H45V223H46ZM94 222H96V221L94 220ZM94 222H93V224H95L96 226H97V224H98V225L100 224V223H98V222H96L97 224L94 223ZM114 222L117 223V224H115ZM131 222L133 223L134 221H131ZM131 222H130V224H132ZM31 223H30V224H31ZM45 223H43L42 226H44ZM48 223H50V225H53V224L56 223V221H55V223H54V221L52 222V220H51V221H49ZM51 223H53V224H51ZM90 223H91V222H90ZM90 223H87V224H90ZM102 223H101V224H102ZM123 223H122V224H123ZM35 224H34V225H35ZM46 224H47V223H46ZM122 224H121V225H122ZM130 224L127 223V225H130ZM31 225H32V224H31ZM91 225H92V223H91ZM105 225H104V226H105ZM113 225H111V226H113ZM45 226H46V225H45ZM47 226H48V225H47ZM101 226H103V224H102ZM101 226L99 225V227H98V226H97V227H98L99 229H103ZM104 226H103V227H104ZM108 226H109V225H108ZM111 226H109V227H107V228L109 229ZM30 227H31V226H29V229L27 230V233H28V231L30 230ZM61 227H62V226H59V228H61ZM88 227H91V226L88 225ZM118 227H119V226H118ZM118 227H117V229H115L116 231L119 230ZM123 227H124V226H123ZM107 228L104 227V231H106ZM119 228H120V227H119ZM124 228H126V226H125ZM39 229H40V230H39ZM121 229H122V228H121ZM32 230H33V229H32ZM48 231H49V230H48ZM54 231H55V230H54ZM102 231H103V230H102ZM104 231H103V232H104ZM111 231H112V230H111ZM114 232H115V231L113 230V233H114ZM24 233H25V232H24ZM34 233H35V234H33V235H32V232H31L30 234H31L32 236L35 235L34 239L36 238V239L38 240L39 238H37V237H40L41 235L38 236V234H36V231H35ZM41 233H40V234H41ZM50 233H51V230H50V232L48 233L49 235L47 234V239H46L47 241H46V243L44 244L45 246H46V245H50V243L52 242V241H50V239H48V238H51V237H48V236H51ZM105 233H107V232H105ZM111 233H112V232H111ZM120 233H121V232H120ZM120 233H119V234H120ZM131 233H133V232H131ZM139 233H140V232L134 233V236L137 234L136 236H137V238H138V234H139ZM25 234H26V233H25ZM25 234H24V235H25ZM30 234H29V235H30ZM117 234H118V233H117ZM117 234H116V235H117ZM122 234H123V233H121L120 235H117L116 237H118V236H119V237H124V236H125L126 239H127V238L129 239V238L131 237V236H127V235H125V234H123V235H124V236H123ZM141 234H142V235L139 234V237H142V236H143L144 238L146 237L143 233H141ZM17 235L20 236V239L22 238V236L24 237L23 234H22V236H21L20 234H17ZM17 235H12V237H10V238H12V240L10 239L11 242L13 241V238H14V240H15V239L18 240V236H17ZM36 235H37V236H36ZM43 235H44V236H43ZM43 235H42V236L40 237V239H39V240H41V242H40L41 245H42V239H43V237H45V234H43ZM14 236H15L16 238H15ZM134 236H133V237H134ZM136 236L134 237L135 240L137 239ZM105 237H106V236H105ZM147 237H148V236H147ZM87 238H89V237H87ZM93 239H95V238H93ZM93 239H92V241H93ZM108 239H109V238H108ZM108 239H106V238L104 239V241H107V242H105V243L113 244V242H112V241L110 242V240H109V242H108ZM124 239H125V238H124ZM141 239L143 240V238H141ZM141 239H138V243L140 242V244H141V241H142ZM145 239H146V238H145ZM145 239H144V240H145ZM7 240H8V239H7ZM22 240H23V239H22ZM43 240L45 241V238H44ZM95 240H96V239H95ZM95 240H94V242H95ZM135 240L130 239V242H129V241H127V242H126V241H123V243H125L126 245H129V248H130L131 246H136V245H138V244L134 245V243L131 242V241L137 242V240H136V241H135ZM139 240H141V241H139ZM144 240H143V241H144ZM101 241H102V244H101V242H100V246H102L103 249H106V247H105V248L103 247L104 245H106L105 243H103V239H102ZM143 241H142V243H143ZM145 241H146V242H145ZM145 241H144V243L148 244V243H147V242H148V239H146ZM11 242H10V243H11ZM17 242L20 243V240H18V241H16V242L14 241V242H12V243H17ZM21 242H22V241H21ZM34 242H35V244L37 243L36 240H35ZM49 242H50V243H49ZM53 242H54V241H53ZM60 242H61V241H60ZM66 242H67V240H66ZM66 242H64V243H65V244H64V247L68 244V242H67V244H66ZM69 242H70V241H69ZM98 242H99V241H98ZM6 243H7V241H6ZM10 243H7L8 246H11L12 243H11V244H10ZM47 243H48V244H47ZM58 243H59V242H58V240H57V245L55 244L57 248H58V246H60V243H59V245H58ZM71 243H73V242H71ZM71 243L68 244V245H71ZM127 243H128V244H127ZM131 243H132V244H131ZM144 243L141 244V247L144 245ZM94 244H95V243H94ZM96 244H97V249H98V248H99V247H98V244H99V243L96 242ZM103 244H104V245H103ZM140 244H139V245H140ZM146 244H145V246H146ZM44 245H42V247H44ZM62 245H63V244H62ZM114 245H115V244H114ZM126 245H125V246H126ZM149 245H150V244H149ZM4 246H5V245H4ZM4 246H2V247H4ZM8 246H7L6 248H8ZM12 246H13V244H12ZM37 246H38V243H37ZM106 246H108V249H109L110 251H111V248L114 249V247H110V248H109V245H106ZM110 246H111V245H110ZM115 246H116V245H115ZM47 247H48V246H47ZM47 247H45V248H47ZM56 247H55V248H56ZM60 247H61V246H60ZM60 247H59V248H60ZM62 247H63V246H62ZM62 247L60 248L61 250L63 249ZM95 247H96V246H95ZM117 247H118V246H117ZM117 247H116V248H117ZM138 247H139V246H138ZM138 247L136 246L135 249L137 250ZM147 247H149V246H147ZM16 248H17V249L14 251V246H13V248L11 247L10 249H13V250H12L11 253H8L7 256H9V257L11 256V257H12V255L14 254V252H19V250H20L21 247H20V246H19V247L16 246ZM45 248H39V249L43 250L42 252L44 253V251H45V250L47 251V249H48L49 247H48L47 249H45ZM55 248H53V249H54L53 251H55V255H56V253L59 252V254H57V256H56L57 258L54 257V256H51V258H50L49 254L51 253V250H52V249L49 250V252L47 251V253H49L48 255L45 254V253H46V251H45V253H44V254H45L44 257L47 255V256H48L47 259L50 258V259H48V260H51L52 258H54V259L56 258L58 261L61 260V261H62V264H64L63 262L67 263V262H66V261H67V258H65L66 255H67L68 258H69V259H68V262H69L70 259H71L70 261H72V262L75 261V258H74V257L78 254V253H77L78 250L76 249L77 252L75 251V249L73 250L74 247L71 248V250L69 249L70 251L73 250L72 252H74V251L76 252L75 254L73 253L74 256H72V255H73L72 252H71V253H67V252H68V249H67V252H66L67 254L65 253L64 257L62 256L63 254H61V253L64 251V249L62 250V252H60V251H61L60 249H59L60 251H56L57 249H55ZM65 248H66V247H65ZM67 248H70V246L67 247ZM139 248H140V247H139ZM18 249H19V250H18ZM103 249H102V250H103ZM108 249H107V250H108ZM123 249H124V246H123ZM125 249H127V248L125 247ZM125 249H124V251H125ZM4 250H6V249H4ZM107 250H106V252H103V254L106 255V253L108 252ZM129 250H130V249H129ZM133 250H134V249H133ZM136 250H135V251H136ZM146 250H147V249H146ZM148 250H150V249L148 248ZM13 251H14V252H13ZM21 251H22V250H21ZM99 251H100V249H99ZM103 251H104V250H103ZM110 251H109V252H110ZM113 251H114V253H115V249L112 250L111 252L113 253ZM118 251L120 252L119 254H118ZM131 251H132V249H131ZM131 251H128V252H129V254H128V252H127V250H126V251H125L126 253H124L123 250H122V248H121V251H120V247H119V249L117 250L116 253L118 254V256H119L120 254H123V255H122L123 257H121V256H120V257H115V256H116V253H115L114 259L117 258V259H115V261H116V260L118 261V258H119L120 260H121V258H122V260H123L124 257H126V256L128 257L129 255H132V254L130 253ZM9 252H10V250H9ZM64 252H65V251H64ZM109 252H108V253H109ZM145 252H146V251H145ZM145 252H144V253H145ZM5 253H6V252H5ZM12 253H13V254H12ZM112 253H111V254L109 253V254H107L106 256H109V255H110V259H111V258H113V257H111ZM114 253H113V254H114ZM132 253L134 254V251H132ZM138 253H139V252H137L136 254H138ZM3 254H4V253H3ZM6 254H7V253H6ZM10 254H11V255H10ZM52 254L54 255L53 252H52ZM69 254H71V255H69ZM126 254H127V255H126ZM139 254H141V252H140ZM59 255H60V256H59ZM125 255H126V256H125ZM61 256H62L63 258H62ZM69 256H70V257L72 256L74 260L72 259V257L70 258ZM112 256H113V255H112ZM20 257H21V256H20ZM58 257H59V258H58ZM82 257H84V256H82ZM127 257H126V259H127ZM40 258H41V257H40ZM60 258H62V259H60ZM64 258H65V260H63ZM56 259H55V260H56ZM83 259H84V258H82V260H83ZM85 259H86V258H85ZM85 259H84V261H81V260H80V261L82 262V264H83V263H84V264H88V262H85V261H87V260H85ZM107 259L109 260L108 257H107ZM124 259H125V258H124ZM126 259H125V260H126ZM57 260H56V261H57ZM120 260H119L118 262H121V261H122V260H121V261H120ZM111 261H112V260H111ZM113 261H114V260H113ZM117 261H116V262H117ZM123 261H124V260H123ZM75 262H76V261H75ZM75 262H73V263L69 262V263L74 264ZM124 262H125V261H124ZM58 263H59V262H58ZM60 263H61V262H60ZM60 263H59V264H60ZM79 264H81V263H79Z\"/></svg>", "mask_w": 264, "mask_h": 264}]
</instances>
